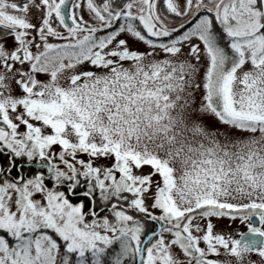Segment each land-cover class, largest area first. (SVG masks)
Instances as JSON below:
<instances>
[{
	"label": "snow or ice",
	"instance_id": "obj_1",
	"mask_svg": "<svg viewBox=\"0 0 264 264\" xmlns=\"http://www.w3.org/2000/svg\"><path fill=\"white\" fill-rule=\"evenodd\" d=\"M0 264H264V0H0Z\"/></svg>",
	"mask_w": 264,
	"mask_h": 264
}]
</instances>
